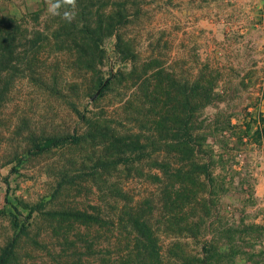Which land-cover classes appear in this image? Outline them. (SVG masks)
<instances>
[{"label": "rangeland", "instance_id": "374dc122", "mask_svg": "<svg viewBox=\"0 0 264 264\" xmlns=\"http://www.w3.org/2000/svg\"><path fill=\"white\" fill-rule=\"evenodd\" d=\"M116 3L140 8L120 33L141 62L153 58L175 87L218 77L217 98L199 115L210 182L223 191L203 240L159 228L164 255L180 242L188 252L205 248L202 264H264V0H76L75 9L63 0H0V27L11 16L17 37L8 57L0 48V258L14 242L7 264H114L108 244L98 255L93 228L71 216L109 203L110 181H120L158 221L155 109H131L143 101L136 86L108 84L109 61L90 68L82 52L92 56L93 49L61 42L77 34L61 26L105 22ZM73 11L71 22L63 18ZM95 37L103 55L113 56L116 37ZM131 67L117 64L113 73ZM107 124L140 138L142 148L117 169L106 166L105 145L88 139L95 125ZM74 134L84 141L35 148L42 138Z\"/></svg>", "mask_w": 264, "mask_h": 264}, {"label": "trees", "instance_id": "16d2710c", "mask_svg": "<svg viewBox=\"0 0 264 264\" xmlns=\"http://www.w3.org/2000/svg\"><path fill=\"white\" fill-rule=\"evenodd\" d=\"M114 6L105 22L99 20L94 24L89 19L80 27L74 24L61 26L60 29L67 34L70 28L77 33L72 39L61 42L81 52L93 49L92 56L82 52V59L90 68L104 66L109 61L108 84L113 82L114 86L120 88L129 83L131 87L136 86L143 101L136 100L131 109L145 113L144 106L147 104L155 109L158 117L153 139V143L158 144L155 157L158 170L155 209L160 216L155 224L152 223L151 217L144 213L142 204L129 199L120 181L109 182L106 189L111 198L109 203H97L91 215L79 212L71 216L93 228L94 240L97 241L93 246L99 250L98 255L103 250L99 247L108 244V248L112 249L110 254L114 264H202L205 248L188 252L180 242L172 243L168 256L164 255L163 233H160L159 228L163 226L166 235L190 237L196 242L197 239L206 238L210 216L217 207L218 195L223 188L217 189L210 182L209 164L205 161L202 149L206 129L200 120L199 111L207 103L216 100L218 77L209 79L207 84L196 79L187 88L175 87L173 78L157 68L153 58L141 62L139 54L135 53L130 42L120 33V30L132 23V18L139 13L140 8L134 11L117 3ZM3 22L4 28L0 27V48H3V55L8 57L12 54L13 42L17 37L15 28L10 26L13 22L11 16L5 17ZM104 32L116 37L114 55L110 58L103 55L104 51L100 50L101 40L95 37ZM127 63H132L130 71L119 68L113 73L117 64ZM150 71L152 74L146 77ZM260 123L264 134V115H261ZM94 127L88 139L95 145H105V157L110 159V163L105 161L108 164L106 166L112 169L125 166L132 160L130 154L142 148L139 136L122 132L116 125ZM120 127L124 126L121 124ZM84 139L77 134L52 136L40 139L35 148L38 152L50 151L78 145ZM204 244L207 247V240ZM13 248L14 242H11L0 258V264L8 263Z\"/></svg>", "mask_w": 264, "mask_h": 264}, {"label": "clouds", "instance_id": "9594fccd", "mask_svg": "<svg viewBox=\"0 0 264 264\" xmlns=\"http://www.w3.org/2000/svg\"><path fill=\"white\" fill-rule=\"evenodd\" d=\"M63 2L67 5H71L73 9L76 7V0H63ZM60 7V4L57 3L55 5H52L50 8V11L53 12V14H59L56 12V9ZM63 18L69 22L74 18V11L73 12H65L63 15Z\"/></svg>", "mask_w": 264, "mask_h": 264}, {"label": "water", "instance_id": "95a60500", "mask_svg": "<svg viewBox=\"0 0 264 264\" xmlns=\"http://www.w3.org/2000/svg\"><path fill=\"white\" fill-rule=\"evenodd\" d=\"M100 90L101 89H99V91L92 97V100H94L98 96V94L100 93Z\"/></svg>", "mask_w": 264, "mask_h": 264}]
</instances>
